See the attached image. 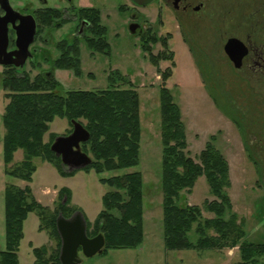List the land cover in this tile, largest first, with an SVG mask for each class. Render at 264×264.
Instances as JSON below:
<instances>
[{
	"label": "rangeland",
	"instance_id": "obj_1",
	"mask_svg": "<svg viewBox=\"0 0 264 264\" xmlns=\"http://www.w3.org/2000/svg\"><path fill=\"white\" fill-rule=\"evenodd\" d=\"M173 0H155L150 5L135 7L130 0H72L75 8H97L101 13V24L107 28L106 40L110 54L93 53L87 48L85 33L79 38L82 76L76 77L68 70L54 69L43 56H36L33 63L20 68L29 80L37 76L43 80H56L57 90L64 95L68 91H96L109 85L108 76L118 71L129 80L140 99L141 140L137 167L97 175L94 171L79 170L71 177H61L57 171L41 158H34L36 171L30 183L7 177L4 174L2 138L4 128L2 114L8 100L2 89V67H0V251L5 249L4 188L13 184L19 188L29 187L36 201L54 212L62 203L60 190L70 191V206L93 223L102 209V196L109 191L99 183V177L140 172L143 177V230L144 241L133 250H109L105 255L97 254L84 258L81 264H240L237 246L209 251H167L162 239V190H161V139L159 73L171 70L165 87L171 92L179 106L185 125L187 151L192 159L204 149L214 137V146L229 165L231 187L227 190L232 211L243 223L247 243H264V74L251 70H236L223 52L229 33L250 32V15L255 12V24L264 26V0H206L198 13L175 10ZM190 2L191 0H187ZM14 10L22 13L23 6L30 10L38 5L37 0H9ZM49 7H68L63 0H47ZM196 2V1H195ZM192 3V2H191ZM195 5V3H192ZM262 6V8H261ZM72 13V12H71ZM262 13V14H261ZM132 16V17H131ZM140 25V30L131 34L128 26ZM76 23H66L60 30L51 32L46 46L47 60H56L59 53L56 43L65 39L72 42L76 36ZM229 32L226 33L225 32ZM242 33V34H245ZM142 36H152L167 42L166 53L173 54L170 61H159L158 70L141 51ZM255 40L264 42V33ZM77 39V38H76ZM152 55L165 51L157 42L151 46ZM172 64L174 66L172 67ZM45 72L51 73L45 77ZM126 88V83L119 85ZM72 126L65 119H55L43 141L51 136H66ZM23 158L18 150L12 165ZM67 170V169H66ZM68 171V170H67ZM215 199L204 177H200L190 191L180 194L179 203L198 206L202 217L212 218L206 212L204 202ZM38 218L28 214L23 223V239L19 246L20 264H33L32 247H55L45 232L38 231ZM194 241V235H191ZM264 264V256L258 258Z\"/></svg>",
	"mask_w": 264,
	"mask_h": 264
},
{
	"label": "trees",
	"instance_id": "obj_2",
	"mask_svg": "<svg viewBox=\"0 0 264 264\" xmlns=\"http://www.w3.org/2000/svg\"><path fill=\"white\" fill-rule=\"evenodd\" d=\"M54 12V11H53ZM79 16L89 28L84 42L93 53L110 54L106 40L107 28L101 24L97 8H82ZM149 37V36H148ZM142 36L141 51L158 70L159 61H170L173 54L166 53L167 42L154 36ZM157 42L165 51L152 55L151 46ZM59 57L54 69L68 70L76 77L82 76L79 41L66 40L57 45ZM174 64H172V67ZM162 85L159 87L160 139H161V190H162V239L167 251H209L239 246L240 264H258L264 256V243H247L243 223L232 211L227 190L231 187L229 165L223 154L214 146V137L192 159L187 151L185 125L179 106L175 103L165 82L171 70L157 71ZM109 85L96 91H68L64 95L57 90L60 84L37 76L32 81L27 75L14 74L2 79L4 98L8 100L2 114L4 135L2 158L7 177L30 183L36 171L34 158L50 164L61 177L74 176L77 171H67L58 157L50 151L55 137L43 141L49 124L55 119L79 122L89 133V140L81 144L92 164L83 171L97 175L137 167L141 140L140 99L137 91L125 76L113 71L108 76ZM126 83V88L119 85ZM71 133V132H70ZM21 150L22 160L12 165L14 154ZM79 171V170H78ZM204 177L210 194L215 197L204 202L206 212L212 218L202 217L198 206L180 204V194L190 192L197 180ZM99 183L109 191L102 196V209L93 223L86 220L87 236L101 234L104 238L102 255L109 250H133L144 241L143 230V177L140 172L99 177ZM62 203L54 212L36 201L29 187L19 188L7 184L4 188L5 249L0 251V264H20L18 252L23 239V223L28 214L38 218V231L45 232L55 241L53 249L47 246L32 247L33 264H60L58 256L60 238L56 230L59 214L69 218L78 212L71 207L70 191L61 189ZM194 235L195 240H191Z\"/></svg>",
	"mask_w": 264,
	"mask_h": 264
},
{
	"label": "water",
	"instance_id": "obj_3",
	"mask_svg": "<svg viewBox=\"0 0 264 264\" xmlns=\"http://www.w3.org/2000/svg\"><path fill=\"white\" fill-rule=\"evenodd\" d=\"M155 0H130L135 7H144L150 5ZM0 5L5 11V15L0 17V47L1 53H7V29L11 25L15 31V45L17 50L14 55L18 61L14 62L15 67H23L27 59L28 48L33 40L35 24L30 16H18L10 7L7 0H0ZM10 14L18 18L9 19ZM16 22L18 24L16 25ZM137 24H130L128 30L135 34ZM224 52L235 68L240 67L241 58L245 55L246 49L243 43L237 39H229ZM9 64V63H5ZM72 131L66 136H58L50 146V151L54 153L61 161V164L69 171L82 170L92 164L91 158L82 152L81 144L88 142L89 133L76 121H71ZM56 230L60 238L59 262L60 264H81L82 259L91 258L101 254L104 248V238L101 234L89 238L87 236V224L82 213L75 212L69 218H64L61 214L56 219Z\"/></svg>",
	"mask_w": 264,
	"mask_h": 264
},
{
	"label": "flooded vegetation",
	"instance_id": "obj_4",
	"mask_svg": "<svg viewBox=\"0 0 264 264\" xmlns=\"http://www.w3.org/2000/svg\"><path fill=\"white\" fill-rule=\"evenodd\" d=\"M7 1L9 2V0ZM37 1H38V5L36 7L31 8L30 10L28 9V6H23V10L26 11L25 13H22L19 10H14L10 2H9V5L11 9L18 16H30L33 19L34 24H35L33 40L31 44L29 45L28 54H27L28 56L25 61V64L27 62L33 63L36 56L41 55L43 56V58L41 59L43 61H49L52 67L55 59L51 60V58H49L47 60L48 56L47 58L45 57V52H46L45 48L50 43L51 32L53 30L62 29L68 22L76 23L77 29H76V36L74 37V39L76 38L79 39V38H83L87 29L89 28V24L85 19L81 18L78 13L84 7L75 8L74 5L72 4V0H63L65 4L70 5L67 8L64 6L63 8L49 7L47 0H37ZM191 2L195 3V5H193ZM205 4H206V0H191L190 2H188L187 0H173L172 1L173 8L175 10H181L183 12H187L190 10L191 12L198 13L202 10ZM4 15H5V11L0 5V17H3ZM8 16H9V19L18 18V16L15 17V15L13 14H10ZM249 22H250V27H249L250 32H247V33L245 32L229 33L227 31L225 32L226 35L227 33H229V35L226 37V41L223 45V52H224V46L229 39L234 38V39L241 41L243 45L245 46L246 52H245V55L241 58L240 67L235 68L233 63L229 60L228 56L224 52L228 60L231 62V64L236 70L242 71L246 69V70H251L252 72H255V74L257 73L264 74V42L259 43L257 42V40H255V30L257 29V33H258L257 37H259L260 32L264 33V26L257 25L260 23V20H257L255 24V12H253L250 15ZM17 24L18 22H16V25ZM134 24H137V23H134ZM137 26L138 27H137L136 32L140 30V25L137 24ZM242 33H245V34H242ZM15 40H16L15 31L12 29L11 25H8L6 52L13 53V54L8 56V55H5L4 52L1 53L3 48L0 47V49H2L0 50V67L3 68L1 79L9 76V74H14L17 77H20L19 76L20 68L15 67L13 65L14 62L18 61V57L14 55V53L18 51L15 45ZM63 41H65V39L61 40V42ZM58 44H60V42L56 43V47ZM5 63H9V64H5ZM44 76L50 77L51 73L49 74L45 72Z\"/></svg>",
	"mask_w": 264,
	"mask_h": 264
}]
</instances>
